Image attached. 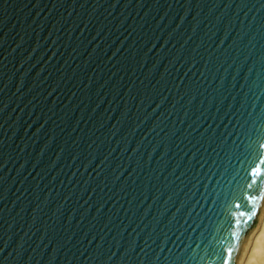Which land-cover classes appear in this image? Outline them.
<instances>
[{
  "label": "water",
  "instance_id": "95a60500",
  "mask_svg": "<svg viewBox=\"0 0 264 264\" xmlns=\"http://www.w3.org/2000/svg\"><path fill=\"white\" fill-rule=\"evenodd\" d=\"M258 137L264 0H0V264H234Z\"/></svg>",
  "mask_w": 264,
  "mask_h": 264
},
{
  "label": "bare ground",
  "instance_id": "6f19581e",
  "mask_svg": "<svg viewBox=\"0 0 264 264\" xmlns=\"http://www.w3.org/2000/svg\"><path fill=\"white\" fill-rule=\"evenodd\" d=\"M263 253H264V205L260 211V214L256 222L253 225V228L251 230V233L248 237L246 244L240 251L234 264H261L259 262L260 260L259 258Z\"/></svg>",
  "mask_w": 264,
  "mask_h": 264
},
{
  "label": "snow or ice",
  "instance_id": "6c2138e0",
  "mask_svg": "<svg viewBox=\"0 0 264 264\" xmlns=\"http://www.w3.org/2000/svg\"><path fill=\"white\" fill-rule=\"evenodd\" d=\"M256 143L258 145V151L264 150V137H258L256 139ZM257 160H258V163L253 164V166H251L248 172L249 179H251L252 177H257V178L264 177V156L258 155ZM257 182H258V179L252 180V183H257ZM236 207H239V205L237 204ZM225 264H227V262H225ZM261 264H264V256H262Z\"/></svg>",
  "mask_w": 264,
  "mask_h": 264
},
{
  "label": "rangeland",
  "instance_id": "374dc122",
  "mask_svg": "<svg viewBox=\"0 0 264 264\" xmlns=\"http://www.w3.org/2000/svg\"><path fill=\"white\" fill-rule=\"evenodd\" d=\"M253 236V235H252ZM251 238V237H250ZM249 244V243H248ZM247 247H248V245H247ZM264 254V253H263ZM263 254L261 255V257L259 258L260 260H259V262L261 263V259H262V256H263Z\"/></svg>",
  "mask_w": 264,
  "mask_h": 264
}]
</instances>
